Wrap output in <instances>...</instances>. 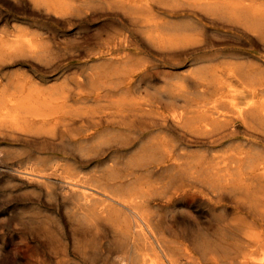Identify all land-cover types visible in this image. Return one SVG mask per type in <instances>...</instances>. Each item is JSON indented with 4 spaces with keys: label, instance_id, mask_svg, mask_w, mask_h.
Segmentation results:
<instances>
[{
    "label": "bare ground",
    "instance_id": "obj_1",
    "mask_svg": "<svg viewBox=\"0 0 264 264\" xmlns=\"http://www.w3.org/2000/svg\"><path fill=\"white\" fill-rule=\"evenodd\" d=\"M42 1L64 11L74 0ZM140 8L133 21L149 29L147 38L163 46L160 54L172 67L183 54L220 44L209 33L218 27L264 48V0H148ZM181 13L190 20L172 24ZM123 36L118 45L126 49L129 35ZM37 48L22 33L8 40L0 36V69L13 63L15 54L42 53ZM129 57L122 59L127 67L115 65L88 83H34L17 77L0 99L1 119L16 126L31 127L61 111L74 112L62 130L21 134L74 153L41 155L40 162L11 172L38 184L49 197L59 196L66 206L67 238L73 240L66 241V263L71 264L73 254L84 261L89 238L103 236L107 246L97 250L106 256L103 264H264V100H255L258 91L264 93V62L259 64L258 56L248 51L224 50L205 55V67L191 73L194 77L161 88L156 81H134L137 70L129 69ZM216 61L232 65L233 81L250 92L225 94L216 67H209ZM105 75L112 78L104 80ZM144 89L183 102L182 111L151 113L146 107L160 105L154 97L130 101L131 93L144 94ZM249 96L253 99L245 106L223 111ZM99 103L105 105L97 115L91 107ZM80 162L96 164L86 169Z\"/></svg>",
    "mask_w": 264,
    "mask_h": 264
},
{
    "label": "rangeland",
    "instance_id": "obj_2",
    "mask_svg": "<svg viewBox=\"0 0 264 264\" xmlns=\"http://www.w3.org/2000/svg\"><path fill=\"white\" fill-rule=\"evenodd\" d=\"M39 2L38 0H0V28L5 27L2 28L4 31L0 29V36H5L6 40H8L13 35L22 33L37 45L38 50H42V53L26 50L25 53L27 55H22L25 53L15 54L18 56L13 57L17 60L14 58L15 60L11 61L13 63L5 65L3 70L0 69V99L4 89L14 78H29L30 82H46L48 84L66 82L75 85L79 82L88 83L92 81V76L97 78L96 80L101 79L98 74L101 76L104 74L103 71L106 74L109 73L115 65L122 63V66L127 67L122 61L127 56L131 57H129L131 61L129 69L137 70L133 77L134 81H140L141 83H145L148 80L156 81L155 83L161 88L165 87L167 83L181 84V81L183 82L185 77H194L195 75H191V73L195 72V74H198V71L202 67H205L201 64L202 60H205L202 59L205 58V55L212 56L224 50L248 51L258 56L257 62L259 64L264 62V48L261 47L260 43L250 45L233 31L218 27L217 30L209 29V33L220 44L218 43L212 50L183 54L179 59V64L172 67L171 62L163 60L164 58L160 54V49L163 46L147 38L149 29L143 28L142 23H137L132 19V17L139 15V11H141L140 7L146 4L148 0H74L70 6L68 5L67 8H64V11L60 8L56 10L42 0H39ZM157 10L159 12L162 11L161 8H157ZM184 14H179L181 15L179 18H172L171 23L181 24L189 21V18H182L185 16ZM149 17L148 15L146 16V18ZM162 17L168 18L165 15H162ZM163 18L157 20H162ZM207 24L210 26L208 22ZM6 30L9 31V34ZM123 35H129L130 46L126 49L120 47V44L118 45L120 41L124 40ZM45 42H47V45H45ZM29 56H32V60ZM220 61L212 63L209 67H216L218 73L216 76L217 81L223 84V92L225 94L250 92V89L246 85L233 81L232 65H224ZM1 62L0 58V66ZM95 68L99 70L96 71ZM145 68V75L141 74ZM166 69L169 71H166ZM31 75L33 78H31ZM111 78L105 75L104 80H110ZM191 96L198 97V94L194 93ZM151 97H154L160 103L158 105L159 108L156 106L146 107L151 113L157 114L160 112L165 115H173L182 111L181 106H183V102L175 103L168 100L164 95L153 89H144V94L131 93L130 101L142 102L151 99ZM250 99H253L252 96L235 100L233 102H237L236 106L231 104L228 108L223 109V111L225 113L228 110L235 111L238 107L245 106L246 103L250 102ZM255 100L259 102L263 101L264 93L258 91ZM104 105L105 103H99L96 106L93 104L91 110H95L98 115L104 111ZM232 111H230V114H232ZM72 114L74 112L61 111L47 120H37L31 124V127L26 125L16 126L14 123H10V121L2 120L0 116V132H2L0 133V264H67V258L64 256L63 251L66 243L71 241V244H73V240L71 237L67 238L68 235L70 236L71 227L70 221L67 218L66 206L59 196L53 195L49 197L38 184L13 176L11 172L29 166L31 163H38L44 157L56 154L67 156L70 154L72 151L68 148L54 149L51 144L34 141L33 139L28 140L22 137L21 134L36 135L37 131L42 129L49 132L62 130L64 129V124L70 120ZM239 130L241 136L245 137V134L242 132L244 129L240 127ZM28 157L30 158L29 160L27 159ZM80 164L83 168L90 169L96 163L80 162ZM182 209L193 213L190 208L182 207ZM6 218L7 220H5ZM89 241L90 247L88 249L90 254L85 258L86 260H80L73 254L71 264L104 263V257L106 256L98 254L97 250L98 248L105 249L107 238L103 236L90 237Z\"/></svg>",
    "mask_w": 264,
    "mask_h": 264
}]
</instances>
